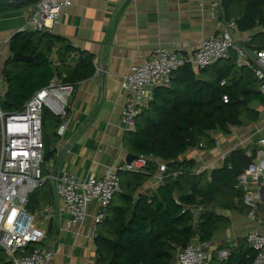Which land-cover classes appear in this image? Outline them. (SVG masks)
I'll return each mask as SVG.
<instances>
[{"label":"trees","instance_id":"16d2710c","mask_svg":"<svg viewBox=\"0 0 264 264\" xmlns=\"http://www.w3.org/2000/svg\"><path fill=\"white\" fill-rule=\"evenodd\" d=\"M228 19H235L241 32H255L250 49L264 45V0H222ZM27 5V4H26ZM21 6H0L17 8ZM10 51L33 57V62L16 61L9 57L3 75L7 91L2 95L3 109L20 111L24 103L54 76L75 86L96 72L95 57L68 39L51 31L21 30L10 41ZM55 52L56 58H52ZM78 57L69 61L72 53ZM204 74L208 75L205 76ZM228 95V101L223 100ZM255 100L264 104L252 69L238 62V53L231 50L226 57L199 72L190 63L181 66L169 85L153 90L150 102L136 117L134 129L126 130L124 144L136 155H148L150 161L140 172L120 171L121 190L106 209L94 237L95 264H174L178 251L190 242L210 240L218 228L220 217L211 209L194 213L191 207L251 210L245 202L246 189L239 176L256 158V149H235L224 164L211 173L194 171V159H180L189 148L215 146L210 131L226 133L242 118L256 120L259 112L250 107ZM56 117V116H55ZM61 119L50 118L44 110L43 127L51 132ZM57 139V133L52 132ZM45 155V161L56 154ZM166 164L163 181L151 193L140 188L159 172L158 160ZM44 172L48 169L44 167ZM46 179L29 197L28 209L37 212L54 205L53 184ZM255 251L243 245L215 264H252ZM4 264H12L9 260Z\"/></svg>","mask_w":264,"mask_h":264},{"label":"crops","instance_id":"0c3cea01","mask_svg":"<svg viewBox=\"0 0 264 264\" xmlns=\"http://www.w3.org/2000/svg\"><path fill=\"white\" fill-rule=\"evenodd\" d=\"M212 1L124 0L118 3L117 0H73V4L50 31L93 54L96 72L76 85L68 105L69 124L64 135L58 133L59 126L54 127L51 132L46 131L51 135L52 149L57 150L53 159V171L57 175L69 172L79 179L92 175L101 176L108 167L126 161L127 154L133 152L124 144L127 129L122 120V111L132 98V93L121 87L123 75L131 65L150 58L157 48L175 49L191 56L203 38L220 33L224 27L211 16ZM34 9L35 2L0 10L1 97L7 91L4 66L7 59L13 57L10 51L11 38L22 30ZM259 30L256 28L241 32L235 28L234 32L238 38L247 34L252 38ZM249 49L253 53V49ZM77 57L78 53L74 52L69 61L74 63ZM52 58H56L55 52L52 53ZM57 79L61 81L58 77ZM250 107L259 112L256 120L243 117L242 123L231 126L229 133L219 129L210 131V136L216 141L215 146L207 148L204 140L201 142L202 146L189 148L180 159H194L195 172L208 170L211 173L214 168L222 166L225 158L235 149H246L247 154L254 149L257 151V140L264 134V104L255 100ZM55 131L57 139L52 135ZM62 147L67 150L59 163ZM157 160L158 166L165 164ZM254 161L258 160L255 158ZM245 176V172L239 176L240 184L247 191L260 192L264 200V173L259 185L249 181L243 184L242 178ZM159 183L154 175L139 192L151 194ZM52 184L57 212L53 215V232L47 235L48 240L45 239L46 246L53 251L57 264H95L94 237L98 231L95 223L98 203L90 205L83 223H70L69 214H60L57 209L59 200L54 193L55 182ZM191 209L196 215L211 209L220 216L217 220L218 228L210 240L193 241L201 245L205 264H215L214 257L225 259L231 251L239 252L244 244L250 246L246 239L250 230L257 229L264 234L263 208L257 212L255 219L250 217L251 210L243 206L237 209L196 206ZM92 228L93 234L89 236L88 231ZM226 255L228 256L224 257Z\"/></svg>","mask_w":264,"mask_h":264},{"label":"built area","instance_id":"2783aa9c","mask_svg":"<svg viewBox=\"0 0 264 264\" xmlns=\"http://www.w3.org/2000/svg\"><path fill=\"white\" fill-rule=\"evenodd\" d=\"M117 1L122 3L124 0ZM72 4L73 0H36L35 9L22 30L50 31ZM210 12L224 29L203 38L191 56L179 50L160 47L147 60L131 65L123 75L121 87L132 93V98L122 111L127 130L134 129L136 117L152 99L153 90L169 85L181 66L190 63L195 70L204 69L226 57L231 50L238 53L240 64L254 71L258 89L264 94V45L254 48L253 53L248 51L247 44L252 38L239 39L235 35L236 21L226 18L222 0H213ZM75 87L54 77L47 86L38 89L20 111L10 113L3 109L0 96V246L5 248L12 264H57L53 251L46 245L40 246L45 243L48 221L57 212L56 207L43 206L37 212L28 209L30 194L46 179L55 182L54 193L59 200L57 209L60 214H69L70 223H83L90 205L97 202L99 211L95 223L98 225L121 190L119 172L143 171L150 161V156L141 154L132 161L108 167L101 176L92 175L85 179H79L69 172L57 175L53 171L55 162L51 161L45 173L44 110L62 120L57 131L63 136L69 124L68 105ZM223 100L227 102L228 95H223ZM257 144L258 161H253L246 169L243 184L249 181L259 185L261 182L264 173V134L259 136ZM165 170L166 164L159 165V172L155 175L159 182L163 181ZM245 202L251 208L252 219L256 218L260 208L264 209L260 192L246 190ZM93 231L94 228L89 229L88 235L91 236ZM246 239L255 251L252 264H264V234L252 229L246 234ZM175 264H205L201 245L192 241L180 249Z\"/></svg>","mask_w":264,"mask_h":264},{"label":"water","instance_id":"95a60500","mask_svg":"<svg viewBox=\"0 0 264 264\" xmlns=\"http://www.w3.org/2000/svg\"><path fill=\"white\" fill-rule=\"evenodd\" d=\"M35 1L36 0H0V6H13V5L21 6V5L33 3ZM12 58L16 61L33 62L32 56L25 55L20 52L14 53ZM44 144H45V154L46 155L51 154L54 151V149H52V138L51 135L46 131L44 132ZM66 150H67L66 147L61 148L59 163L64 158ZM137 156L138 155L134 153H128L126 156V161H132L133 159H136ZM54 222H55V217L51 215L48 221V228H47L48 234H51L53 232ZM0 249L5 250V248L2 246H0Z\"/></svg>","mask_w":264,"mask_h":264},{"label":"rangeland","instance_id":"374dc122","mask_svg":"<svg viewBox=\"0 0 264 264\" xmlns=\"http://www.w3.org/2000/svg\"><path fill=\"white\" fill-rule=\"evenodd\" d=\"M257 29H262V28H257ZM250 36H249V34H247V35H241L240 37H239V39H246V38H249ZM250 50V49H249ZM205 76H207L208 77V75H206V74H204ZM49 117L50 118H56L53 114H51L50 112H49ZM45 131V130H44ZM53 159H54V156H51V158L48 160V161H45V163H44V167L45 168H48V164L51 162V161H53ZM50 183H51V185H52V183H53V181H51L50 180ZM41 210V208L38 210V211H40ZM45 218V217H44ZM46 240H48V238L46 239ZM46 242V241H45ZM46 244L44 243L43 245H40V246H45ZM10 260V256H9V254L5 251V250H1L0 249V264H4L5 262H8Z\"/></svg>","mask_w":264,"mask_h":264}]
</instances>
